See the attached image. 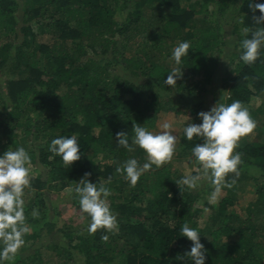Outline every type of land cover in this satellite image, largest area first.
<instances>
[{"label": "trees", "instance_id": "trees-1", "mask_svg": "<svg viewBox=\"0 0 264 264\" xmlns=\"http://www.w3.org/2000/svg\"><path fill=\"white\" fill-rule=\"evenodd\" d=\"M250 2L264 0H0V76L8 74L0 90V154L23 146L29 169L44 170L29 175L23 199L30 231L23 249L4 264H191L177 257L191 246L179 229L185 222L195 228L199 188L177 186L180 175L167 167L145 172L134 186L115 169L130 157L144 162L143 152L131 146L133 123L150 130L158 115L169 112L200 123L197 113L208 110L220 55L231 65L217 88L222 103L240 100L255 117L248 106L264 94V47L254 63L239 60L242 29L259 27L252 17L260 13ZM38 34L54 41L39 43ZM183 40L191 48L172 66L182 67V75L176 87L165 85L170 46ZM260 119L256 139L240 143L246 135L234 149L243 162L236 183L209 206L210 229L199 232L205 264H264V113ZM118 131L127 132L133 151L117 146ZM71 134L83 154L66 168L50 158L48 143ZM199 142L182 133L176 159L190 157ZM86 172L93 183L111 177L107 199L118 229L89 234L87 224L72 220L59 226L60 214L48 208L51 194L73 189ZM248 181L256 185V199L240 215L233 195ZM69 201L87 223L73 191ZM55 235L60 243L39 245Z\"/></svg>", "mask_w": 264, "mask_h": 264}, {"label": "clouds", "instance_id": "clouds-1", "mask_svg": "<svg viewBox=\"0 0 264 264\" xmlns=\"http://www.w3.org/2000/svg\"><path fill=\"white\" fill-rule=\"evenodd\" d=\"M249 8L253 13L258 11L260 15H253V20L259 27L250 29L244 27L243 38L239 41V60L245 64L254 63L260 49L264 47V3L250 2ZM243 21L241 20V23ZM191 44L187 40L179 41L173 47L170 59L179 66L183 57L188 55ZM182 67H174L167 72L163 83L176 87V80L182 75ZM167 90V89H166ZM200 123H185L182 129L183 137L191 141L195 136L201 142L195 143L191 148V159L197 167L194 174H184L177 186H183L187 190H195L200 187L202 181L212 185V191L208 202H217L218 195L223 189L232 188L240 175L242 166L241 153L234 151L238 141L251 133L256 127V121L252 119L246 107L240 100H233L230 104L215 103L208 111L197 113ZM189 119V118H188ZM161 131L152 132L137 123L132 124L131 146H135L144 154V162L130 157L118 164L115 171L122 173L123 178L134 186L145 172L158 168L163 163L170 161L175 152L178 137L173 133L172 124L165 121L159 125ZM117 146L133 151L130 146L129 136L126 131L115 133ZM50 158L58 157L62 166L69 168L73 162L80 160V141L75 134L58 135L48 143ZM31 158L23 146L8 149L0 154V264L11 261L17 251L25 244L24 236L30 228L24 215V189L30 185L29 167ZM229 174H232L230 178ZM89 173L76 182L71 191L77 194L79 210L87 217L86 231L95 233L98 229L111 232L118 229L116 214L111 210L108 197L110 189L107 184L111 177L104 182H90ZM209 209L205 208L207 212ZM32 216H38L34 209ZM182 237L191 242L190 249L183 256H177L179 260L190 258L191 264H205L206 249L200 242V233L197 228L191 227L187 222L179 229ZM107 240L108 236H102ZM176 257V258H177Z\"/></svg>", "mask_w": 264, "mask_h": 264}, {"label": "rangeland", "instance_id": "rangeland-1", "mask_svg": "<svg viewBox=\"0 0 264 264\" xmlns=\"http://www.w3.org/2000/svg\"><path fill=\"white\" fill-rule=\"evenodd\" d=\"M163 13H168L169 9H162ZM37 30V29H36ZM39 33V30H38ZM37 41L39 43H43V44H51L54 40L50 39L48 34H45L44 36H40L38 34L37 36ZM234 37H232L233 39ZM3 43V40L0 41V45ZM177 43L173 44L172 46H170V54L172 52L173 47L176 45ZM68 47H71V43L68 42L67 43ZM218 63L216 65L214 74H213V78H212V85H213V93L212 96L210 95L208 98H206V102H207V108L208 110L217 102H222L223 99V93L221 91H219V89H217L220 85V79L222 77V75L228 70V68L231 66L230 62H229V57L224 54V55H220L218 56ZM174 65V62L171 60L170 62H168V66L169 68H172V66ZM118 71V70H117ZM117 73V72H116ZM119 73V72H118ZM120 74H122V72H120ZM124 76L126 77V73L124 74ZM8 77V74H4L0 76V90H4L5 88V84L6 81L5 79ZM215 101V102H214ZM249 109L251 111V113L254 114L255 117H252V119H254L256 121V127L255 129L249 133L247 136L243 139L240 140V143H244L246 141H250L251 139L255 138L256 139V135H257V131H258V127H260V121H261V117L263 116L264 113V94L261 97H253L250 101L249 104ZM206 110V111H208ZM259 117V118H258ZM189 118V119H188ZM169 122L172 124V131L175 135H177L178 137V142L176 144V148H175V152L173 154V157L170 161H167L165 163H163L159 168L165 169L167 167V169H170L172 173H174L175 175H180V177L178 179H180L184 174L186 173H193L195 171V168L197 167L196 163L194 160L191 159V156L186 158V159H176L177 158V154H178V143H179V138L182 134V129L183 126L185 125V123H190L193 122V119L191 117H189L188 115L186 116H182V115H177L175 113H163L160 114L156 117V119L154 120L151 129L149 131H152L154 133L161 131L159 125L163 122ZM260 141V140H259ZM44 170L41 169L38 165L33 166L32 169H29V175L32 176H38V175H43ZM232 175H229L228 178H230ZM240 188L236 191L235 195H233V193L231 195L234 196V199L236 200V205H237V211L238 213L240 212V215L243 213L241 210L243 208L246 207V205L249 202H253L256 199V195H255V188L256 185L252 182H247L245 185H241L239 186ZM199 191H200V197L198 202L196 203L195 208L199 209L200 213L197 215L196 217V223H195V228H197V230L199 232L202 233H206L209 229L210 226L209 224V217L212 213V209L209 208V206L213 207L217 204L218 200L223 197L226 196V190L223 189L222 192L218 195V199L217 202L214 204H210L208 202V197L211 194L212 191V185L210 183H208L207 181H202L201 185L199 187ZM70 193L71 190L70 188H66L64 190H62L61 192H59V194L57 195H50V197L48 198L49 203H48V208H55V212L59 213L60 216L57 217V223L59 224V226L65 224L66 222L68 224H70V221H74L76 225L78 226H85L87 223H84L82 218L78 217L76 214H74V208L71 205V202L69 201V197H70ZM28 202V197H25V203ZM205 208H208L209 210L206 212ZM201 233V235H202ZM62 241V238L60 236H53V237H44L43 239H41L39 242V245H43V246H47L48 244H58ZM23 248L19 249L18 251L22 250ZM17 251V252H18ZM50 252V249H46L44 251H42V255L47 256L48 253Z\"/></svg>", "mask_w": 264, "mask_h": 264}]
</instances>
